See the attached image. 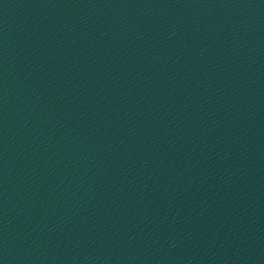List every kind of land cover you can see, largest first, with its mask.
Returning <instances> with one entry per match:
<instances>
[{
  "label": "water",
  "instance_id": "obj_1",
  "mask_svg": "<svg viewBox=\"0 0 264 264\" xmlns=\"http://www.w3.org/2000/svg\"><path fill=\"white\" fill-rule=\"evenodd\" d=\"M0 264H264V0H0Z\"/></svg>",
  "mask_w": 264,
  "mask_h": 264
}]
</instances>
